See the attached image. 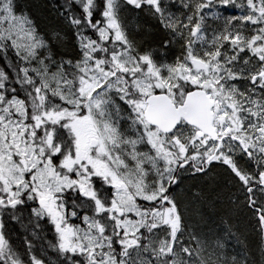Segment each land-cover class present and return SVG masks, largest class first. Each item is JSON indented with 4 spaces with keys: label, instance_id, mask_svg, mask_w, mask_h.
<instances>
[{
    "label": "snow or ice",
    "instance_id": "1",
    "mask_svg": "<svg viewBox=\"0 0 264 264\" xmlns=\"http://www.w3.org/2000/svg\"><path fill=\"white\" fill-rule=\"evenodd\" d=\"M0 264H264V0H0Z\"/></svg>",
    "mask_w": 264,
    "mask_h": 264
},
{
    "label": "trees",
    "instance_id": "2",
    "mask_svg": "<svg viewBox=\"0 0 264 264\" xmlns=\"http://www.w3.org/2000/svg\"><path fill=\"white\" fill-rule=\"evenodd\" d=\"M37 3H39V0H36Z\"/></svg>",
    "mask_w": 264,
    "mask_h": 264
},
{
    "label": "flooded vegetation",
    "instance_id": "3",
    "mask_svg": "<svg viewBox=\"0 0 264 264\" xmlns=\"http://www.w3.org/2000/svg\"><path fill=\"white\" fill-rule=\"evenodd\" d=\"M18 234H22V233H18ZM50 238V237H49Z\"/></svg>",
    "mask_w": 264,
    "mask_h": 264
}]
</instances>
